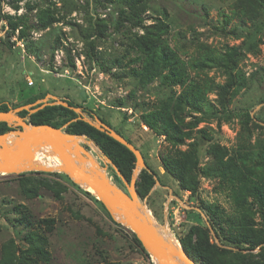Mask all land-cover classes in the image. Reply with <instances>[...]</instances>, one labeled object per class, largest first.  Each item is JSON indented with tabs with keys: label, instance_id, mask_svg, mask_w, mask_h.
I'll return each mask as SVG.
<instances>
[{
	"label": "rangeland",
	"instance_id": "1",
	"mask_svg": "<svg viewBox=\"0 0 264 264\" xmlns=\"http://www.w3.org/2000/svg\"><path fill=\"white\" fill-rule=\"evenodd\" d=\"M235 1L148 0L150 8L142 16L144 25H151L155 17H161L166 11L167 22L171 26L168 35L170 45L181 46L185 51L181 55L187 60L186 53H194L198 43H206L220 51L227 45L241 44L243 38H237L232 33L233 29L245 34L254 25L235 14ZM38 5L50 7L61 17V21L54 24L56 29L52 37L45 35L48 29L39 28ZM0 7V100L16 105L25 99V94L22 96L20 92L22 89L28 94L30 91L39 93L48 90V94L61 99L68 96L93 110L95 116L109 121L114 129L128 136L160 177L163 185L159 181L148 196L139 198V201L151 211L159 228L162 227V233L178 243L179 236L185 234L191 225L198 224L209 228L211 241L232 248L226 244L223 232L216 225L217 236L213 222L202 206L205 203L218 204L227 215L234 214L223 177L210 167L214 162L213 146L223 145L233 150L238 139H245V135H241L242 111L249 108L253 117L249 123L252 142L259 138L264 140V102L257 103L264 98V69H261L264 67V27L256 36V40L261 39L257 49L245 50L246 56L240 63L246 76L257 71L250 87L239 91L228 105L230 113H220V120L214 117L194 126L195 117L201 113L187 107L184 124L187 130L192 131V136L183 144L175 145L159 126L152 128L146 122L156 102L153 92L159 89V81L142 88L129 75L126 66L129 65L128 58L123 64L113 62L116 56L121 59L132 54L127 38L130 31L123 27L122 32L114 29V22L119 20V5L114 0H0ZM25 16L28 19L26 40L19 38L21 26L9 37L10 18L19 22ZM101 19L108 23V35L104 38L90 37L99 53L98 61H92L85 55L88 50L85 32L92 20ZM219 27H223L224 31ZM136 32L142 34L144 29L132 28L131 33ZM26 41L42 48L40 58L28 52ZM51 46L55 50L49 48ZM70 59L74 60L75 68L65 66ZM102 61L107 62V68L101 67ZM191 75L216 84H223L226 80L224 71L215 67L200 72L192 70ZM175 90H180L179 85L175 86ZM207 96L220 109L221 95L218 90L209 92ZM50 100L53 99L50 97ZM203 108L206 110V107ZM88 112L83 111L86 116H89ZM201 129L207 131V136L203 137ZM78 139L83 156L95 155L110 180L128 193L129 187L122 179L121 182L116 181L114 168L99 147L84 136ZM177 149L197 151L199 187L196 193L181 189L163 165L162 158L174 154ZM46 154L51 156L53 151L49 150ZM34 167L20 173H0V262L9 252L15 255L17 264H33L35 260L40 264H154L143 245L141 249L134 243L133 231L120 221L115 211V222L111 219L110 212L105 210L95 192L91 193L86 186L76 183L61 169L63 167ZM254 202L255 221L260 223V205ZM25 216L33 223L32 230L18 222ZM45 218L55 220L52 232L46 233L45 225L40 222ZM222 225L225 227L227 224ZM36 232L48 236L45 248L50 255L49 261L41 258ZM261 251L264 252V244L244 250L253 256Z\"/></svg>",
	"mask_w": 264,
	"mask_h": 264
},
{
	"label": "trees",
	"instance_id": "2",
	"mask_svg": "<svg viewBox=\"0 0 264 264\" xmlns=\"http://www.w3.org/2000/svg\"><path fill=\"white\" fill-rule=\"evenodd\" d=\"M114 1L119 5V20L114 22V29L122 32L121 27H123L130 31L127 38L130 40L128 47L132 54L129 53L127 57L123 56L121 59L116 56L113 62L123 64L125 59L128 58L129 65L126 66L129 68V75L134 77L137 84L142 88H147L153 82L159 81V89L153 92L156 96V102L154 101L153 111L147 115L146 122L152 128H158L159 126L169 136L173 144H183L187 138L192 136V131L187 130L184 124V113L187 107L194 112L201 113L200 116L195 117L194 126L214 117L220 120V113H230L228 105L239 91L248 89L255 80L257 71H253L249 76H246L245 72L240 68V63L246 56L245 50L257 49L258 42L261 40L260 38L256 40V36L264 27V0H236L234 2L235 14L240 19L251 21L254 25L245 34L233 29L232 33L237 38H243L241 44L227 45L224 50L220 51L206 43H198L194 53H186L188 55L187 60L181 55V52H185L181 46L177 43V47L170 45L168 35H170L171 26L167 22L168 13L166 11L162 12L161 17H155L153 24L144 25L142 15L150 8L148 0ZM15 6L19 7L18 4ZM28 6L30 7V4ZM1 18L0 7V20ZM37 19L39 28L41 30L48 29L45 35H50L51 37L56 29L54 24L61 21V17L55 11H52L50 7H40L39 5ZM27 20V16L20 18L19 22H14L10 18L11 30L8 31L9 37L18 26H21L19 38L26 40L25 28H27ZM134 27H142L144 32L142 34L138 32L131 33ZM219 28L224 31L223 27ZM107 31V21L103 19L92 20L90 28L85 32V41L88 46L85 55L88 59L98 61L97 58L99 57V53L90 37L104 38L108 35ZM26 47L28 52L35 54L36 57L40 58L42 56V48L35 43L26 41ZM49 48L54 49V46ZM106 63L102 61L101 67L107 68ZM65 66L75 68L74 60L70 59L69 64ZM213 67L221 68L224 71L226 80L223 84L198 80L191 75L192 70L200 72ZM261 69H264V67H261ZM178 85L180 90L177 91L175 86ZM213 90H218L221 95L220 109L208 99V93ZM20 92L22 96L25 94V99L21 103L12 105L9 101L3 99L0 100V110L6 111L13 108V106L15 108L33 103L44 98L50 91H41L39 93L30 91L28 94L22 89ZM63 99L69 105L80 107L83 111L89 110V116H94L95 112L93 110L85 108L72 98L65 96ZM259 102H264V98L257 103ZM203 107H206V110ZM19 114L30 119L35 125L47 124L60 128L69 123L65 127L68 133L86 135L111 159L121 174L129 182L131 181L134 168L136 167L134 153L106 132L99 130L85 120L77 119L79 114L74 109L62 104H55L47 105L32 114L28 110H22ZM240 116L242 117L241 135H245V139L243 141L242 137L238 139V143L233 150L223 145L213 146L214 162L210 167L212 171L223 177V185L229 190L234 214L231 216L227 215L218 204L205 203L202 206L211 222H213L217 236H219V232L216 225L223 232L226 244L231 245L232 248H228L227 245L221 246L211 241L210 230L207 226L191 225L185 234L179 236V239L184 251L197 264H264L263 251L256 254V256L244 252V250L255 249L259 245L264 244V140L259 138L252 142V132L249 123L253 117L250 114V109L247 108L242 111ZM101 120L113 127L104 118L101 117ZM12 129L14 128L7 122L0 121V134ZM115 129L129 142L133 143L128 136L124 135L119 129ZM200 132L203 137L207 136L205 129H201ZM196 152V149L189 151L177 149L174 154L162 158L165 169L175 178L181 189L192 193H196L199 187V179L196 176L199 159ZM146 163L153 173H150L147 169H142L139 172L136 188L141 199L146 198L156 184L154 175H157V173L147 160ZM113 176L116 181H122L115 169ZM157 178L163 185L158 175ZM254 201H257L260 205V223L255 221ZM99 202L103 205L101 201ZM103 207L108 210L105 205ZM110 217L115 222L111 214ZM18 222L32 230L33 223L28 217L25 216L24 220L21 218ZM40 222L45 225L46 233L52 232L54 229L55 220L53 218H45ZM221 222L227 225L224 227ZM36 234L40 242V246L37 249L39 248L41 258L49 261L50 255L45 248L48 243V236L37 232ZM132 238L134 243L142 249L141 241L133 232ZM234 248H237V250H234ZM15 260V255L7 252L2 257L0 264H17ZM33 264L40 263L35 260Z\"/></svg>",
	"mask_w": 264,
	"mask_h": 264
},
{
	"label": "water",
	"instance_id": "3",
	"mask_svg": "<svg viewBox=\"0 0 264 264\" xmlns=\"http://www.w3.org/2000/svg\"><path fill=\"white\" fill-rule=\"evenodd\" d=\"M51 99L53 100H50ZM62 104L74 109L79 116L77 119H82L94 125L99 130L106 132L108 135L125 145L130 149L136 157V167L133 171V176L129 182L113 164L111 159L103 152V156L110 161L116 173L129 187V192L121 190L114 182L111 183L107 179L94 177L85 171L81 166L75 163L68 152L71 144L67 140L68 137H86V135L70 134L64 130V127H55L52 125H35L29 121L28 118L22 117L19 112L28 110L30 114L37 112L47 105ZM75 120V119H74ZM0 121L7 122L14 129L0 134V173L13 174L20 173L35 167H23L21 164L24 160L30 157L34 148L40 146H49L54 150L59 158L62 160L64 166L61 168L76 182L84 186H90L96 192V196L110 214L114 216V211L122 214L125 218L120 220L123 224L127 225L141 241L145 250L153 258L154 264H175L173 258L179 256L186 264H197L191 259L182 248L180 242L179 247L172 241L173 238L166 237L161 228L157 225L152 216L147 217L142 212L141 202L136 189V181L138 174L142 169H147L150 173L152 170L147 165L142 151L137 148L133 143L129 142L123 135L118 133L113 127L103 122L98 116H86L82 108L69 105L65 99L58 98L53 94H47L33 103L24 104L9 110H0ZM13 134L16 140L13 144L9 143V136ZM88 151L85 149V153ZM40 167V166H37ZM44 168V167H42ZM108 177V175H107ZM156 183H160L157 175H154ZM108 179H110L108 177ZM88 190V189H87ZM89 191V190H88ZM91 192V191H90ZM92 193V192H91ZM94 194V193H93ZM108 201V204L105 203ZM211 232L213 229L211 228Z\"/></svg>",
	"mask_w": 264,
	"mask_h": 264
},
{
	"label": "bare ground",
	"instance_id": "4",
	"mask_svg": "<svg viewBox=\"0 0 264 264\" xmlns=\"http://www.w3.org/2000/svg\"><path fill=\"white\" fill-rule=\"evenodd\" d=\"M16 140L15 135L11 134L9 136V143L13 144ZM67 140L71 144V148L68 150L73 161L81 166L85 171L91 174L94 177H99L102 179H107L109 182L113 183L110 179H108L105 168L101 166L100 161L97 160L95 155H92L87 158V156H83V149L80 146V141L78 137H68ZM52 150L49 146H40V148H34L30 154V157L27 160H24L21 164L23 167H34L40 166L44 168H60L63 167L64 164L61 163L62 160L59 158L57 153L53 151V155L49 156L46 154L47 151ZM86 189L95 192L91 189L90 186H86ZM96 193V192H95ZM108 203V201H106ZM142 212L145 213L147 217L151 216V211L143 206H141ZM116 216L123 220L125 217L122 214L116 212ZM164 234V233H163ZM168 237L166 234H164ZM174 242V241H173ZM175 243V242H174ZM178 247L179 244L175 243ZM175 264H186L179 256H175L173 258Z\"/></svg>",
	"mask_w": 264,
	"mask_h": 264
},
{
	"label": "built area",
	"instance_id": "5",
	"mask_svg": "<svg viewBox=\"0 0 264 264\" xmlns=\"http://www.w3.org/2000/svg\"><path fill=\"white\" fill-rule=\"evenodd\" d=\"M32 83V82H31Z\"/></svg>",
	"mask_w": 264,
	"mask_h": 264
}]
</instances>
